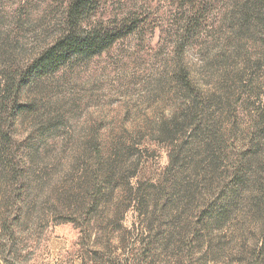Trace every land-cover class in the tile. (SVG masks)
<instances>
[{
  "label": "rangeland",
  "instance_id": "374dc122",
  "mask_svg": "<svg viewBox=\"0 0 264 264\" xmlns=\"http://www.w3.org/2000/svg\"><path fill=\"white\" fill-rule=\"evenodd\" d=\"M202 2L197 14L170 0H110L98 19L132 14L145 21L138 32L26 81L9 125L29 179L4 214L17 227L3 231L0 217V264H251L259 226L232 199L264 100V0ZM65 9L0 0V79L30 72ZM62 197L83 198L78 225Z\"/></svg>",
  "mask_w": 264,
  "mask_h": 264
},
{
  "label": "trees",
  "instance_id": "16d2710c",
  "mask_svg": "<svg viewBox=\"0 0 264 264\" xmlns=\"http://www.w3.org/2000/svg\"><path fill=\"white\" fill-rule=\"evenodd\" d=\"M66 6L64 14V27L60 31L56 40L45 49L39 57L34 61L30 68V72L22 77V80L17 82L8 76L7 72H3L0 79V214H1V229L3 231L13 230L18 225L15 218V224L7 226L4 214L8 211L12 201L15 200V192L19 184L17 180L25 177L29 179V170H24L19 167L25 165L23 160L16 156L14 150H10L13 145L14 132L9 125V121H14L21 113L23 105L20 103V95L26 81L32 75L43 69L55 70L61 65H64L73 60H87L99 56L111 49L118 42L128 38L139 31L145 21L139 17H133L132 14L123 17L121 20L111 19L104 21L98 19L99 12L106 6L110 0H61ZM173 5L178 8H190L191 12L197 14L203 13L205 7L202 0H170ZM131 16V17H130ZM109 21V22H108ZM111 21V22H110ZM185 76V75H184ZM184 80L189 89H194L187 77ZM198 98V94H197ZM195 104V115L197 114L198 104ZM256 105V106H255ZM252 113V121L259 128L255 134L251 135L247 151L238 155L241 164L235 170V178L233 185H236V195L232 200L244 202L251 211L254 212V220L259 226L260 241L253 254L251 264H264V100H260L258 105L255 104ZM199 118H197V121ZM209 148L211 142L206 144ZM237 149V148H236ZM235 149V150H236ZM208 150V149H207ZM241 150V149H240ZM243 150V149H242ZM251 162L259 165V172L252 171L251 176H245ZM254 169V168H253ZM112 172V169L110 170ZM110 175L107 176V178ZM252 184L248 192H244L245 184ZM105 185H110L109 183ZM234 189V188H233ZM24 191V190H23ZM234 192H232L233 194ZM26 189L24 197L21 194L16 201L17 208L22 210L25 208ZM102 201L105 196H100ZM83 198H61L60 203L65 208L72 212V216L67 221L78 225V218L75 216L77 211L72 210L73 204L81 203ZM17 223V224H16Z\"/></svg>",
  "mask_w": 264,
  "mask_h": 264
}]
</instances>
